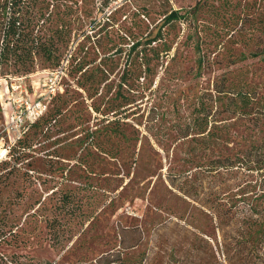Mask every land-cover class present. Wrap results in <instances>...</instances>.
<instances>
[{
	"label": "rangeland",
	"instance_id": "374dc122",
	"mask_svg": "<svg viewBox=\"0 0 264 264\" xmlns=\"http://www.w3.org/2000/svg\"><path fill=\"white\" fill-rule=\"evenodd\" d=\"M73 1L83 18L62 47L73 57L61 97L47 106L65 97L63 118L31 130L15 157L0 162V264H106L119 226L145 228L144 243L130 250L137 254L156 220L168 217L209 230L212 220L171 189L167 174L189 170L190 158L237 155L264 140V0ZM173 10L181 17L166 21ZM159 29L163 38L152 45L160 59L148 72L129 50L134 37ZM53 68L36 59L25 80L29 100L45 96ZM21 72L0 64V77ZM3 84L0 125L10 110ZM197 120L222 145L204 150L198 126L183 137L179 130ZM110 127L123 133L110 136ZM65 193L72 199L62 205ZM55 206L63 212L51 230Z\"/></svg>",
	"mask_w": 264,
	"mask_h": 264
},
{
	"label": "trees",
	"instance_id": "16d2710c",
	"mask_svg": "<svg viewBox=\"0 0 264 264\" xmlns=\"http://www.w3.org/2000/svg\"><path fill=\"white\" fill-rule=\"evenodd\" d=\"M75 5L73 0H0V64L13 62L23 71L0 78L29 76L39 57L55 64L51 71L64 63L68 65L73 54L63 57L62 47L68 43L73 24H79L83 18L80 6ZM180 17V11L173 10L166 21ZM44 25L52 32L36 34L35 28ZM57 32L60 35L55 38ZM152 35V31L137 39L133 35L129 50L138 54L148 72L153 70L155 55L160 56L152 44L163 38L162 29ZM126 36L132 35L126 32ZM58 95L53 99L61 97ZM245 99L242 95L241 100L245 102ZM66 107L67 100L63 97L50 112L47 107L40 117L29 120L26 132L12 146L8 158L1 161L15 157L31 130L37 133L46 123H60ZM113 121L109 120L107 127ZM197 126L202 130L198 133L204 150L222 145L216 130L204 127L199 120L179 131L183 137H189ZM118 131L110 127L106 133L113 136ZM200 157L198 162L193 158L186 160L193 166L189 170L170 172L166 180L171 189L204 210L213 222L211 229L193 226L179 217L158 219L149 229L146 249L136 254L130 250L144 243L145 228L119 226V243L106 251V264H264V140L237 155L207 153ZM71 199L70 193L63 194L62 205ZM57 207L51 211L53 216L48 222L51 230L56 228L55 223L63 212Z\"/></svg>",
	"mask_w": 264,
	"mask_h": 264
},
{
	"label": "built area",
	"instance_id": "2783aa9c",
	"mask_svg": "<svg viewBox=\"0 0 264 264\" xmlns=\"http://www.w3.org/2000/svg\"><path fill=\"white\" fill-rule=\"evenodd\" d=\"M66 65L64 63L51 73L44 84L47 87L45 96H40L35 101L25 96L27 76L0 78L1 83L4 82V90L9 93L10 101V105L7 104L10 110L5 114L6 120L0 125V161L8 158L12 146L26 132L28 121L40 117L46 111L51 98L60 90V80L65 74Z\"/></svg>",
	"mask_w": 264,
	"mask_h": 264
}]
</instances>
